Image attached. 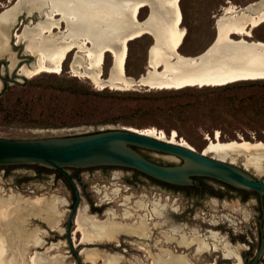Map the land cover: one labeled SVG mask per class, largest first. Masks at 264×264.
Returning <instances> with one entry per match:
<instances>
[{
  "label": "rangeland",
  "instance_id": "1",
  "mask_svg": "<svg viewBox=\"0 0 264 264\" xmlns=\"http://www.w3.org/2000/svg\"><path fill=\"white\" fill-rule=\"evenodd\" d=\"M15 1L0 0V11L10 8ZM229 2L245 6L253 1L179 0L183 15L182 25L187 29L178 50L181 54L197 55L214 40L215 22L222 8L228 6ZM148 13V7L142 8L139 19L144 20ZM32 19L37 21L38 16L33 15ZM42 19L45 16H39V20ZM28 20L29 18L20 16V22L9 29L8 42L11 51L17 53L18 64L34 60L24 52V44H15L16 31L20 33L23 23ZM31 28L36 29L37 26L32 25ZM251 33L252 36L246 39L264 40V21L252 29ZM44 36V40L54 41L50 39L52 37ZM152 43L153 38L150 35L129 41L125 64L129 76L138 78L142 73H147L148 50ZM71 56L72 53L59 73L43 71L32 77L19 75L21 65L18 67L16 64L10 70L9 54L0 58L1 138L40 139L83 135L115 128L154 127L167 137L175 130L179 140L183 138L199 152L204 151L209 138L213 139L216 131L222 142L241 141L242 138L251 142H264V79L179 89H152L147 85L101 88L92 79L73 74L69 63ZM111 62L112 56L107 52L104 57L103 77H107ZM233 163L243 168L242 158ZM246 168L256 178L264 179V171L261 174L252 167ZM110 170L122 171L124 175L112 179ZM65 171L73 176L79 188L81 198L78 207H86L87 213L100 219L106 218L108 212H112V218L121 224L134 223L142 215L149 229L148 240H137L127 234L113 240H84L80 232H75V238L71 234L69 244L64 228L74 201L70 184L49 169L40 168L39 172V166H2L0 197L6 198L14 193V198H21L20 206L27 201L32 202L37 196L60 200L57 207L61 219L60 229L51 228L40 216H30L24 220L21 231V234L28 235L27 238L21 236L19 239L16 231H11V235L7 237L9 249L6 251L7 261L12 259L10 264H152L150 253L143 247L150 246L148 242L154 245L151 249L153 252L169 250L171 254L186 256L191 264H211L215 262V254L219 252L211 251L197 256L194 244L185 246L177 243L181 234L195 235L208 242L216 238L227 241L215 233L212 237L206 235L204 230H199L198 225L192 223L195 220L188 218L189 215L183 214L182 218L179 217L178 211L189 206L192 201H185V198L175 200L168 195L163 185L153 184L143 174L134 178V171L130 168L92 167L86 172ZM204 182L218 184L210 179H204ZM152 201L164 205L161 216L153 215ZM138 202L142 203L141 208H137ZM178 204L179 208L176 210L174 207ZM12 209L20 211L19 207ZM124 210L132 212L133 215L122 217ZM71 224L74 232V219ZM176 224L185 225L186 229L175 231L172 226ZM167 235L173 236L171 240L166 238ZM33 236L40 237L41 244L31 243ZM10 241L17 245L10 246ZM218 259L216 258L217 261ZM220 263L225 264L223 261ZM258 264H264V259Z\"/></svg>",
  "mask_w": 264,
  "mask_h": 264
},
{
  "label": "bare ground",
  "instance_id": "2",
  "mask_svg": "<svg viewBox=\"0 0 264 264\" xmlns=\"http://www.w3.org/2000/svg\"><path fill=\"white\" fill-rule=\"evenodd\" d=\"M252 1L245 6L231 2L228 6H222L215 22L214 40L197 55L187 56L178 51L187 34V29L182 25L179 0H16L10 8L0 11V58L9 54L8 68L12 70L16 64L18 67L21 65L19 75L32 77L43 71L59 73L72 53L69 63L73 74L92 79L101 88L147 85L152 89H179L264 79V40L246 39L252 36V29L264 21V0ZM144 7H148L149 13L144 20H140L139 12ZM33 15L38 16L37 21L32 19ZM20 16L29 20L23 23L20 33L16 31L15 44H24V52L34 58L31 62L22 64H18L17 53L11 51L8 42L9 29L20 22ZM39 16H45V19L39 20ZM32 25L37 28H31ZM44 35L52 37L50 39L54 41L44 40ZM145 35L153 38L148 50V71L135 78L129 76L125 68L128 43ZM107 52L111 54L112 62L107 77H103ZM139 131L193 148L183 138L179 140L175 130L170 137L154 127ZM218 136L216 131L214 138H209L208 145L201 153L211 154L214 159L231 164L242 158L245 170H248L246 167H252L263 173V141L251 142L242 138L241 141L222 142ZM13 194L6 198L0 197V264H10L12 261L11 258L8 261L6 258V251L9 249L7 237L12 230L16 231L19 239L21 236L28 237L21 234L26 218L40 216L51 228L60 229L61 219L57 209L60 200L37 196L32 202L27 201L28 203L20 206L21 198H14ZM141 205V202L136 204L137 208H141ZM14 207H19L20 211H14ZM78 208L73 218L75 230L71 232L72 238H75V232H80L84 240H113L126 234L137 240L149 238L148 225L142 215L134 223L121 224L112 218V212L100 219L87 213L86 207ZM151 210L154 214L158 213V210L155 212L154 204ZM132 215L128 210L122 212V217L125 218ZM176 229L179 230L180 227ZM172 237L167 235L166 238L171 240ZM31 243L41 244L40 237L35 236ZM177 243L185 246L194 244L197 256L218 250L223 257H238L235 247L218 238L208 242L195 235L181 234ZM9 244L14 247L17 245L11 241ZM148 245L150 246L143 247L150 253L152 264H191L184 255L171 254L169 250L153 252L151 249L154 245L149 242ZM232 264H240L239 259Z\"/></svg>",
  "mask_w": 264,
  "mask_h": 264
},
{
  "label": "water",
  "instance_id": "3",
  "mask_svg": "<svg viewBox=\"0 0 264 264\" xmlns=\"http://www.w3.org/2000/svg\"><path fill=\"white\" fill-rule=\"evenodd\" d=\"M143 155L160 162L176 164H159ZM100 165L134 168L158 180L177 185L191 184L194 176H206L264 195V179L256 178L244 168L214 159L189 146L147 135L136 128H115L83 135L40 139L0 137V167L40 166L51 171L55 169L74 188L75 202L66 219L65 237L69 244L71 221L79 205L80 194L77 185L64 170L86 172ZM263 248L264 237L252 264L259 258Z\"/></svg>",
  "mask_w": 264,
  "mask_h": 264
},
{
  "label": "flooded vegetation",
  "instance_id": "4",
  "mask_svg": "<svg viewBox=\"0 0 264 264\" xmlns=\"http://www.w3.org/2000/svg\"><path fill=\"white\" fill-rule=\"evenodd\" d=\"M145 157L159 164H164V165L176 164L169 162L164 163V162H160L159 160L150 158L148 156ZM179 160L181 163L180 158ZM100 166L101 167L106 166L109 168L124 167V166H116V165H100ZM40 168L47 170V168L39 166V172H40ZM72 168L80 169L78 167H72ZM125 168L128 169L129 167H125ZM130 169L134 171V178H137V176H139L138 174H143L144 176L148 177L153 182V184L158 183L159 185H163V188L166 190L168 195L171 197L173 196L175 200H178L180 198H185V201L187 200L192 201V203H190L189 206L185 207L184 209H180V211H178L180 215L178 216L182 218L183 216L181 215L183 214L189 215L188 218L195 220L191 222L195 223V225H198L197 228H199V230H204L206 235L212 237L214 233L218 234V236H222L225 240L228 241L230 245L235 247L238 256L237 258L223 257L221 253L217 250L219 253H216L215 255L217 256L216 258L219 259L217 261L216 258H214L216 264H221L220 263L221 261L225 262V264H232L233 261L236 259L237 260L239 259L240 264H252L260 248L261 240L264 237V195H260L257 191L254 190L238 188L233 185L206 176H194L192 177L193 182L191 184L177 185V184H171L158 180L134 168H130ZM52 170H54L53 171L54 173L56 171V173L62 176L68 182V184H70L68 179L60 171L55 169ZM109 175L112 179H114V178H118L119 176H123L124 174L122 173V171L119 170H110ZM69 176L73 180V176L72 175ZM204 179L214 180L218 184H208L204 182ZM129 180L133 181V179H129ZM70 186L74 193V201H72L71 203L73 205L75 202V192L71 184ZM156 203H157L156 201H152V205L154 204L155 212L156 210H158V213L157 212L156 214L153 213V215L161 216L162 213L164 212V205L163 204L161 205L160 203L158 204ZM170 208L173 209V207ZM174 208L178 210L179 204ZM172 227L175 229V231H179L180 229L184 230L185 225L176 224L173 225ZM176 227L178 228L180 227V229L178 230L176 229ZM64 230H65L64 234H66V223ZM220 241L224 242L223 239ZM262 258L264 259V248L259 258L253 264H258L259 262L262 261Z\"/></svg>",
  "mask_w": 264,
  "mask_h": 264
},
{
  "label": "trees",
  "instance_id": "5",
  "mask_svg": "<svg viewBox=\"0 0 264 264\" xmlns=\"http://www.w3.org/2000/svg\"><path fill=\"white\" fill-rule=\"evenodd\" d=\"M248 80H251V79H248ZM239 81H241V80H239ZM235 82V81H234ZM231 83V82H230ZM226 84H228V83H226ZM186 87H188V86H186ZM183 88V87H182ZM135 149L137 150L138 149V147H135ZM45 168V167H44Z\"/></svg>",
  "mask_w": 264,
  "mask_h": 264
}]
</instances>
